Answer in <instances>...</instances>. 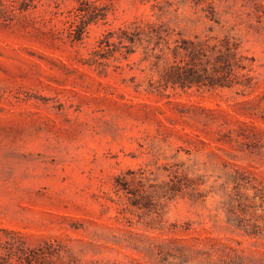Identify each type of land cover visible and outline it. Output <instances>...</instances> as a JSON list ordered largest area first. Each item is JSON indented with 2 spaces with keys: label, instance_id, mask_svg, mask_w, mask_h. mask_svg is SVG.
<instances>
[{
  "label": "rangeland",
  "instance_id": "rangeland-1",
  "mask_svg": "<svg viewBox=\"0 0 264 264\" xmlns=\"http://www.w3.org/2000/svg\"><path fill=\"white\" fill-rule=\"evenodd\" d=\"M224 38L227 83L165 81L189 51L228 71ZM22 241L55 264H264V0H0V253Z\"/></svg>",
  "mask_w": 264,
  "mask_h": 264
},
{
  "label": "trees",
  "instance_id": "trees-1",
  "mask_svg": "<svg viewBox=\"0 0 264 264\" xmlns=\"http://www.w3.org/2000/svg\"><path fill=\"white\" fill-rule=\"evenodd\" d=\"M97 15L92 12H84L80 14L78 21V30L82 33L85 30L87 24L96 19ZM222 47L224 50H217L215 57V64L213 66V73L222 71L228 68L226 72H220V75L206 74L205 69L201 68L200 71L196 69L194 65V52L189 51L187 59L179 64L175 63L171 65L165 73V81L172 84H176L180 87H190L198 84L209 85H224L227 83L229 75L231 74L230 63L231 58H235L237 55V44H230L229 41L224 38L222 40ZM189 64H193L189 66ZM241 68L243 66H240ZM13 235H16V231H11ZM1 247V244H0ZM13 247V246H11ZM52 247L49 243L44 245H38L37 247L25 246L24 241L21 242L20 247L17 249L16 262H12V250L4 254L0 253V264H55L52 256L57 255V251L50 249Z\"/></svg>",
  "mask_w": 264,
  "mask_h": 264
}]
</instances>
